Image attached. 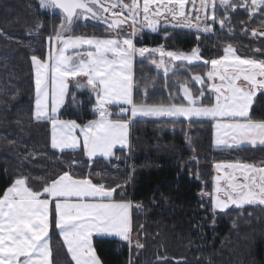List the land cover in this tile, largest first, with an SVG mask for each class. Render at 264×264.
Segmentation results:
<instances>
[{"label": "trees", "instance_id": "16d2710c", "mask_svg": "<svg viewBox=\"0 0 264 264\" xmlns=\"http://www.w3.org/2000/svg\"><path fill=\"white\" fill-rule=\"evenodd\" d=\"M216 11L229 17L224 28L216 24L213 32L206 34L162 24L137 45H164L168 51L183 53L199 48L201 56L210 60L223 56L230 44L242 57L259 56L255 50H264V37L256 39L251 33L264 27V16H249L243 8L225 12L218 7ZM62 21L55 10L41 9L38 0H0V194L21 176L39 190L65 170L106 187L123 186L117 187L115 197L133 205L131 243L94 238L102 264H264V206L219 213L200 197L214 188L216 164L238 160L259 163L264 161V146L217 148L215 127L209 121L141 119L130 125V148L115 150L109 161L90 162L82 149H53L51 125L34 116L31 57L47 58L54 41L48 38ZM108 31L80 22L72 35L104 38ZM209 68L180 65L166 78L148 57L137 56L133 101L185 104L177 82L187 81L195 96L199 87L191 77L203 76ZM213 100L206 94L203 103ZM91 105L65 110L60 118L84 125L98 119ZM249 115L264 121V95L254 100ZM118 158H122V169L115 171ZM49 235L53 264H72L54 220ZM138 243L143 247H137Z\"/></svg>", "mask_w": 264, "mask_h": 264}, {"label": "snow or ice", "instance_id": "6c2138e0", "mask_svg": "<svg viewBox=\"0 0 264 264\" xmlns=\"http://www.w3.org/2000/svg\"><path fill=\"white\" fill-rule=\"evenodd\" d=\"M41 9H59L63 21L48 39L60 47L47 59L31 57L35 66V110L37 121L51 125V146L60 152L82 149L89 158L110 157L117 146L126 144L128 121L113 116L110 105H130L132 117L209 118L215 121L216 143L228 147L247 142L264 145V121L249 115L253 96L264 90V50L257 48V57H242L232 45L224 48V55L204 59L200 49L190 53L168 51L163 47H137L134 38L138 30L156 31L161 25L173 28H195L211 32L213 26L225 27L227 15H217L221 7L236 11L243 8L249 16H264V0H38ZM186 6L189 12L186 14ZM104 19L111 35L104 38L66 35L72 32L74 18ZM111 17L110 19L108 17ZM131 22L132 31L123 28ZM195 21V23H194ZM252 36H264L253 31ZM79 59L70 49L84 48ZM167 78L172 61H186L188 65L202 61L210 65L206 79L200 74L191 77L199 85L195 96L187 81L177 82L188 103L149 104L133 101V64L137 56L145 57ZM158 55V59H157ZM167 58L168 63H166ZM77 77L78 89L90 88L95 95L94 111L98 119L84 125L75 120L60 118L59 109L66 97H76L68 91L69 80ZM209 94L214 103L204 104ZM51 105V106H50ZM129 109L120 107L119 113ZM75 163V161H73ZM218 171H227L215 178V207L264 205V161L259 163L234 161L216 164ZM116 187L94 183L89 178L75 177L65 170L34 190L27 177H18L0 194V264H53L49 230L52 221L59 229L67 251L75 264H101L92 244L93 235L130 239V201L116 200ZM137 247H143L137 244Z\"/></svg>", "mask_w": 264, "mask_h": 264}, {"label": "rangeland", "instance_id": "374dc122", "mask_svg": "<svg viewBox=\"0 0 264 264\" xmlns=\"http://www.w3.org/2000/svg\"><path fill=\"white\" fill-rule=\"evenodd\" d=\"M189 8V7H188ZM186 14H190V15H195V12L194 11H192V12H189V9H187L186 8ZM94 19V18H93ZM162 19V18H161ZM95 21H99V18H95L94 19ZM83 21V22H82ZM91 21V20H90ZM82 23V24H87V23H90L91 24V22H87V20L86 19H84V18H79V19H76V21L74 22V24H73V26H72V32L74 31V29H75V27L78 25V23ZM194 23H195V21H194ZM94 24V23H93ZM130 25H131V23H130ZM162 25V24H161ZM160 25V26H161ZM160 26L158 27V29L160 28ZM74 28V29H73ZM158 29L156 30V31H152L151 29H149V28H144L143 30H138L137 31V33H136V36H135V38H134V42L136 43L137 41H140L142 38H143V36L145 35V34H148V35H153V34H155L157 31H158ZM187 29V28H186ZM189 29H192V30H194V31H196V29L195 28H189ZM261 29H263V30H261ZM131 31H132V28H131ZM260 31H262V32H260ZM72 32L71 33H67L66 35H69V34H71L72 35ZM123 32L124 33H126V31H125V28H123ZM197 32V31H196ZM213 32V30L211 31V32H201V33H206V34H210V33H212ZM259 32L260 33H264V27H262V28H260L259 29ZM200 33V32H199ZM112 33L110 32V31H108V36L109 35H111ZM264 37V36H263ZM60 47V45L56 42V41H53V44L52 45H50V48H49V50H48V54H47V58H48V56H49V54L51 53L53 56L55 55V50L57 49V48H59ZM87 48V46L85 45L84 46V48H82V49H79V50H72V49H70L69 50V52H68V54L69 55H72L73 56V58L74 59H79V56L80 55H82L83 54V52H84V49H86ZM158 57V56H157ZM46 58V59H47ZM159 58V57H158ZM165 61H166V63H168V60H167V58H165ZM171 63V66H170V70H169V72H168V74H171L173 71H175L180 65H184V66H192V65H197V64H203L202 63V61H198V62H194L192 65H188L187 64V62L186 61H172V62H170ZM33 64V63H32ZM204 65V64H203ZM155 66V65H154ZM209 67H210V65H208ZM210 69V68H209ZM33 70H34V80H35V66L33 65ZM159 72H161L162 74H164V72H163V69H157ZM133 71V70H132ZM204 77H205V79H206V73H205V75H203ZM77 80H81V81H86V78H83V77H77V78H75V79H71V80H69V89H68V91H69V93L71 94V95H74L75 97H76V100H77V103H73L72 102V100H71V96H69V97H66V99H65V102H64V104H63V106L59 109V115L61 116V114L65 111V110H68V109H75V108H77V107H81V106H83L84 104H86V103H92V105H91V108L94 110V107H95V95H94V93L91 91V89L90 88H84V89H78L75 85H76V81ZM198 87H200L199 85H198ZM258 91L259 90H257V92H256V94H258ZM264 91V90H263ZM206 94H208V93H206ZM256 94L253 96V99H252V102H251V106H250V110H249V113H250V111H251V109H252V107H253V103H254V100H255V97H256ZM206 96V95H205ZM181 97L183 98V92H182V90H181ZM132 98H133V92H132ZM214 99V98H213ZM183 101H184V105H187V103H188V101H187V99L186 98H183ZM213 103H214V100H213ZM51 106V105H50ZM120 107H125V108H128L129 109V111L128 112H125V113H123V114H120V117H124V118H127V119H125V120H127L128 121V129H127V139L129 138V133H130V124L134 121V120H141V119H143V120H145V119H153V120H160V119H163V120H172V121H174V120H185V121H189V122H191V121H196V122H198V121H209V122H212V121H210L211 119H209V118H197V117H193V118H191V119H188V118H185V117H178V118H174V117H154V116H136V117H132L131 116V112H130V108H131V106L130 105H110L109 106V109H110V111H112V113H113V116H117V113L119 112V109H120ZM95 112V111H94ZM119 114V113H118ZM131 119L133 120L132 122H130L131 121ZM213 124H214V122H212ZM124 147H126V145L124 146ZM218 148V147H217ZM113 156V155H112ZM112 156H110V157H112ZM89 158V157H88ZM95 157H93V158H89L90 160H93ZM222 165V167H223V165L224 164H221ZM76 165H73V167H75ZM215 171H216V175H215V178L217 177V176H221V185L223 186V187H226V181L223 179V175H225L226 173L225 172H227V171H230V170H225V171H218L217 169H216V167H215ZM214 188H213V190L212 191H210V192H202V193H200V197L203 199V200H205V201H208V202H210L211 203V205L214 207V210L216 211V212H219V213H224V212H226V211H228V210H231V209H243V208H245L246 206H249V205H243L242 207H239V208H237L235 205H231V206H229L226 210H220V209H218V208H216L215 207V201H214V199H213V195H214V189H215V180H214ZM205 193H211V194H213V195H207V194H205ZM261 206H264V205H261Z\"/></svg>", "mask_w": 264, "mask_h": 264}, {"label": "crops", "instance_id": "0c3cea01", "mask_svg": "<svg viewBox=\"0 0 264 264\" xmlns=\"http://www.w3.org/2000/svg\"><path fill=\"white\" fill-rule=\"evenodd\" d=\"M163 19V18H162ZM261 30H263V29H261ZM258 33H260V32H262V31H260L259 32V30L257 31ZM119 113V112H118ZM117 113V115H120V113L118 114ZM133 120L131 119V121L130 122H132ZM210 121H212V122H214V124H215V121H213V120H210ZM131 125V124H130ZM130 135H131V131H130V133H129V138L128 139H126V147H123V148H121L120 146H117L115 149H114V151L115 150H118V149H122V150H128L129 148H130ZM215 144H216V147H218V148H220V149H239V148H259V147H263L264 145H260V144H256V145H251V144H248L247 142H245L244 144H240L239 146H232V147H228V146H225V145H222V144H217L216 143V135H215ZM54 149V148H53ZM56 151H59L58 149H55ZM77 150H79V149H77ZM65 151H72V150H65ZM76 151V150H75ZM60 152V151H59ZM113 156H114V154H113ZM112 156V157H113ZM85 157H86V159L87 160H89L90 162H93V161H95V160H97V159H103L104 161H109L112 157H104V156H99V155H97L93 160H90L89 158H88V156L86 155V153H85ZM226 173V172H225ZM224 176V175H223ZM115 199H116V197H115ZM129 216H130V227H131V209L129 210ZM58 233H59V235H60V237H61V240H62V242H63V245H64V247H65V250H66V252H67V254H68V257H69V259H70V261H71V263L72 264H75V261H73L72 260V258H71V255L68 253V251H67V246L65 245V243H64V240H63V237L61 236V234H60V232H59V229H58ZM49 234H50V230H49ZM49 237H50V235H49ZM94 238H106V239H111V240H117V241H120V242H123V243H129V241H126V240H122V239H120L119 237H113V236H98V235H93V237H92V244H93V239ZM130 239H131V232H130ZM94 247V246H93ZM102 264V263H101Z\"/></svg>", "mask_w": 264, "mask_h": 264}, {"label": "built area", "instance_id": "2783aa9c", "mask_svg": "<svg viewBox=\"0 0 264 264\" xmlns=\"http://www.w3.org/2000/svg\"><path fill=\"white\" fill-rule=\"evenodd\" d=\"M137 47H147V48H149V49L158 48V47H163V48L166 50L165 46L154 45V44H142V45L137 46ZM146 55H147V54H146ZM120 169H122L121 163H120V162H117V163L115 164V170L118 171V170H120Z\"/></svg>", "mask_w": 264, "mask_h": 264}, {"label": "water", "instance_id": "95a60500", "mask_svg": "<svg viewBox=\"0 0 264 264\" xmlns=\"http://www.w3.org/2000/svg\"><path fill=\"white\" fill-rule=\"evenodd\" d=\"M55 11L58 12V13H60V14L62 15V17H63V13H62L59 9H55ZM81 18H83V17H81ZM84 19H85V18H84ZM109 19H110V18H109ZM75 20H76V19L74 18L73 24H74ZM86 20L94 21V19L91 18V16H89V18H87ZM101 21H102V22H101L102 25L108 28L107 24L105 23V20L102 19ZM72 26H73V25H72ZM126 26H127V24H126L124 27H126Z\"/></svg>", "mask_w": 264, "mask_h": 264}, {"label": "flooded vegetation", "instance_id": "af4514ba", "mask_svg": "<svg viewBox=\"0 0 264 264\" xmlns=\"http://www.w3.org/2000/svg\"><path fill=\"white\" fill-rule=\"evenodd\" d=\"M188 7H189V6H186L187 9H189ZM213 27H214V26H213ZM187 29H189V28H187ZM253 37H254V36H253ZM254 38H256V39H257V38H263V36H256V37H254ZM261 95H262V96L264 95V91H263V90H259V91H258V94H256L255 99H256L258 96H261ZM253 104H254V103H253Z\"/></svg>", "mask_w": 264, "mask_h": 264}]
</instances>
